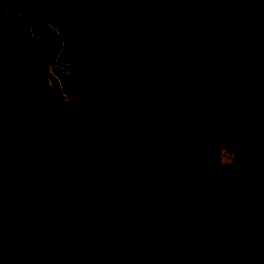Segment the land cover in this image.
<instances>
[{
  "label": "trees",
  "instance_id": "trees-1",
  "mask_svg": "<svg viewBox=\"0 0 264 264\" xmlns=\"http://www.w3.org/2000/svg\"><path fill=\"white\" fill-rule=\"evenodd\" d=\"M158 104L233 161L178 175L96 121ZM0 264H264V0H0Z\"/></svg>",
  "mask_w": 264,
  "mask_h": 264
},
{
  "label": "rangeland",
  "instance_id": "rangeland-1",
  "mask_svg": "<svg viewBox=\"0 0 264 264\" xmlns=\"http://www.w3.org/2000/svg\"><path fill=\"white\" fill-rule=\"evenodd\" d=\"M86 13L84 12L81 18L76 16L77 20L73 23L71 21L69 27L66 28V34L63 38L64 47L60 58L62 56L67 57L66 55L71 51H82L91 46L93 22L89 17H85ZM60 58L57 62L60 65L59 71L63 66ZM61 75L64 76V74ZM62 83L64 87L62 89H65L64 80ZM63 99L69 103L68 95L65 93ZM148 100V96L130 93L126 103L143 110L139 113L146 111L149 114ZM73 103L75 101L68 105L71 106ZM94 108L93 104L85 103L81 109L86 116L88 111ZM157 108L160 109L154 113L156 118L166 121L162 126H156L153 121L138 119L132 113L124 110L103 120L96 117V121L98 125L100 123L105 128L106 134L110 135L109 140L118 143L120 147L136 153L140 157H144L146 154L151 159L162 160L168 165L169 171L173 170L171 172L179 173L178 175L181 173L192 174L194 179H198L215 169L218 170L220 164H230L233 161V156L219 153L215 141L205 145L187 141V139L202 135L204 128L200 121L185 116L183 112L171 106L168 108L159 106Z\"/></svg>",
  "mask_w": 264,
  "mask_h": 264
},
{
  "label": "built area",
  "instance_id": "built-area-1",
  "mask_svg": "<svg viewBox=\"0 0 264 264\" xmlns=\"http://www.w3.org/2000/svg\"><path fill=\"white\" fill-rule=\"evenodd\" d=\"M49 72H50V75H52L51 68H50V71H49ZM49 90L52 91V87H51V85H50Z\"/></svg>",
  "mask_w": 264,
  "mask_h": 264
},
{
  "label": "crops",
  "instance_id": "crops-1",
  "mask_svg": "<svg viewBox=\"0 0 264 264\" xmlns=\"http://www.w3.org/2000/svg\"><path fill=\"white\" fill-rule=\"evenodd\" d=\"M162 126V125H161Z\"/></svg>",
  "mask_w": 264,
  "mask_h": 264
}]
</instances>
